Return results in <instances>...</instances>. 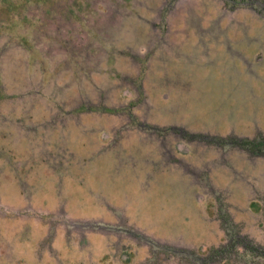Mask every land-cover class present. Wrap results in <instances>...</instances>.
<instances>
[{"label": "rangeland", "instance_id": "1", "mask_svg": "<svg viewBox=\"0 0 264 264\" xmlns=\"http://www.w3.org/2000/svg\"><path fill=\"white\" fill-rule=\"evenodd\" d=\"M12 1L0 264H264V0Z\"/></svg>", "mask_w": 264, "mask_h": 264}, {"label": "trees", "instance_id": "2", "mask_svg": "<svg viewBox=\"0 0 264 264\" xmlns=\"http://www.w3.org/2000/svg\"><path fill=\"white\" fill-rule=\"evenodd\" d=\"M2 2L4 3V5H2V7L6 6L5 11L10 14L14 8H12L14 6V3L12 0H2ZM247 247V246H246Z\"/></svg>", "mask_w": 264, "mask_h": 264}]
</instances>
